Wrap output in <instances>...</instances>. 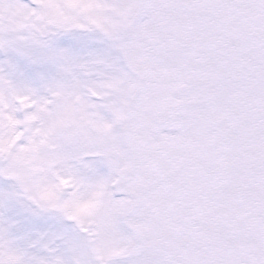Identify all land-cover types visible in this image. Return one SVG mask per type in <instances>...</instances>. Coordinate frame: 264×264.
Segmentation results:
<instances>
[{"label": "snow or ice", "instance_id": "6c2138e0", "mask_svg": "<svg viewBox=\"0 0 264 264\" xmlns=\"http://www.w3.org/2000/svg\"><path fill=\"white\" fill-rule=\"evenodd\" d=\"M0 264H264V0H0Z\"/></svg>", "mask_w": 264, "mask_h": 264}]
</instances>
